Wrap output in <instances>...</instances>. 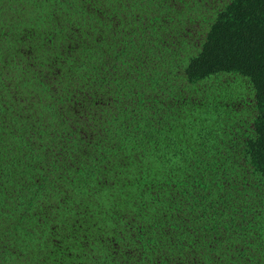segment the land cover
I'll return each mask as SVG.
<instances>
[{
	"label": "trees",
	"instance_id": "trees-1",
	"mask_svg": "<svg viewBox=\"0 0 264 264\" xmlns=\"http://www.w3.org/2000/svg\"><path fill=\"white\" fill-rule=\"evenodd\" d=\"M151 2L0 0V264H264V0Z\"/></svg>",
	"mask_w": 264,
	"mask_h": 264
},
{
	"label": "rangeland",
	"instance_id": "rangeland-1",
	"mask_svg": "<svg viewBox=\"0 0 264 264\" xmlns=\"http://www.w3.org/2000/svg\"><path fill=\"white\" fill-rule=\"evenodd\" d=\"M232 1L233 0H162L163 6L159 7V12H157V8L154 5V2L156 1L152 0L151 3L153 5V10L150 13L141 14L136 12L134 16L126 19L133 18L134 21H139L144 31L148 28L152 29L150 26L154 24L159 32H161V28H167L168 30L164 32L166 33V37H170V43L168 42L167 45L173 50H176L175 42H177L178 45L179 39L181 40V38H185L187 41L190 40L187 46L188 50L185 52L183 51L179 56V61L182 59L181 61L184 63L187 56L190 57L191 55L198 53L197 51L200 49V45L204 41L206 35L205 33L210 25V21L213 20L217 13L221 12L228 5H230ZM158 15H160V17H156L157 21L153 20V18ZM22 17V14L18 17V26L24 23V21H22ZM8 18L13 24L14 20L12 19V16L8 15ZM117 23L118 22L114 23V25ZM134 39H137V37H134ZM180 66L183 67V65ZM209 85L212 88L203 89L209 92L214 90L216 93H219V90H217L218 88H216L215 81H213V83L211 82ZM182 88L184 87L182 86ZM199 88V86L196 87V89ZM180 98H190L189 100H194L198 97L194 92V88H191L188 85L185 89L175 91L171 96H169L168 93L167 98H165V104H171Z\"/></svg>",
	"mask_w": 264,
	"mask_h": 264
}]
</instances>
